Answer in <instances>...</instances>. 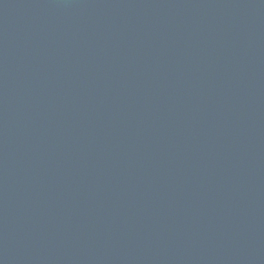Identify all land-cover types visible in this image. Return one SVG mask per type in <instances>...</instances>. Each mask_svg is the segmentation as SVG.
Returning a JSON list of instances; mask_svg holds the SVG:
<instances>
[{
    "label": "water",
    "instance_id": "obj_1",
    "mask_svg": "<svg viewBox=\"0 0 264 264\" xmlns=\"http://www.w3.org/2000/svg\"><path fill=\"white\" fill-rule=\"evenodd\" d=\"M0 264H264V0H0Z\"/></svg>",
    "mask_w": 264,
    "mask_h": 264
}]
</instances>
